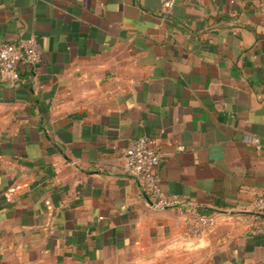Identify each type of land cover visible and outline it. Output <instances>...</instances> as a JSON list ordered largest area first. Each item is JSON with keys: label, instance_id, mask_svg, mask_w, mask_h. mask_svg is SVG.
<instances>
[{"label": "crops", "instance_id": "1", "mask_svg": "<svg viewBox=\"0 0 264 264\" xmlns=\"http://www.w3.org/2000/svg\"><path fill=\"white\" fill-rule=\"evenodd\" d=\"M31 36L0 70V264H264V0H0V44ZM142 134L209 231L124 170Z\"/></svg>", "mask_w": 264, "mask_h": 264}, {"label": "built area", "instance_id": "2", "mask_svg": "<svg viewBox=\"0 0 264 264\" xmlns=\"http://www.w3.org/2000/svg\"><path fill=\"white\" fill-rule=\"evenodd\" d=\"M161 11L169 13L175 0H159ZM41 61V54L36 48V39L31 36L16 42L0 44V70L4 77L14 84L19 82V66L35 67ZM162 153L156 138L142 134L129 140L122 155L124 170L137 178L145 196L156 208H175L182 219L186 234L198 236L209 231L217 221L216 214L201 212L197 208L182 203L177 194L168 193L160 185L159 164ZM13 189L3 193L9 200ZM181 204L182 206H178ZM252 208L261 216L253 222L255 232L264 234V195L257 196Z\"/></svg>", "mask_w": 264, "mask_h": 264}, {"label": "water", "instance_id": "3", "mask_svg": "<svg viewBox=\"0 0 264 264\" xmlns=\"http://www.w3.org/2000/svg\"><path fill=\"white\" fill-rule=\"evenodd\" d=\"M178 206H182L181 204H179Z\"/></svg>", "mask_w": 264, "mask_h": 264}]
</instances>
